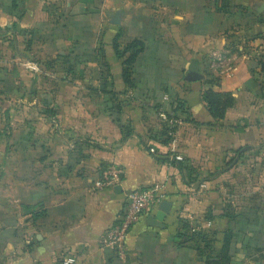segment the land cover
Masks as SVG:
<instances>
[{"label": "crops", "instance_id": "0c3cea01", "mask_svg": "<svg viewBox=\"0 0 264 264\" xmlns=\"http://www.w3.org/2000/svg\"><path fill=\"white\" fill-rule=\"evenodd\" d=\"M115 38L144 43L131 83ZM261 38L264 0H0V264H208L178 245L182 220L215 260L231 232L230 264H264V174L244 172L264 163ZM204 69L235 99L223 119ZM109 163L121 184L95 188ZM154 186L162 226L145 216L124 256L104 248L128 190Z\"/></svg>", "mask_w": 264, "mask_h": 264}, {"label": "built area", "instance_id": "2783aa9c", "mask_svg": "<svg viewBox=\"0 0 264 264\" xmlns=\"http://www.w3.org/2000/svg\"><path fill=\"white\" fill-rule=\"evenodd\" d=\"M26 66L34 72L40 71V66L34 62H26ZM124 170L116 163L106 164L101 168L98 178L94 181L97 189L115 187L121 184ZM165 199L159 186L142 187L128 190L122 211L114 223L107 228L101 244L104 248L115 251L124 256L126 239L135 224L143 217L155 214Z\"/></svg>", "mask_w": 264, "mask_h": 264}, {"label": "trees", "instance_id": "16d2710c", "mask_svg": "<svg viewBox=\"0 0 264 264\" xmlns=\"http://www.w3.org/2000/svg\"><path fill=\"white\" fill-rule=\"evenodd\" d=\"M116 54L119 58L124 59L123 75L126 83H131V66L135 62L137 56L141 51H143L144 43L140 39H134L128 43L123 49L115 38L113 42ZM204 98L209 106L210 112L214 118L223 119L229 108L234 104V97L228 92H218L213 89H208L204 93ZM43 214L39 213L37 216ZM179 246H189L195 248L201 256L206 258L208 264H230L231 257L229 255L230 251V241L232 237L231 232H227L225 236L224 245L221 252L218 254L219 259L207 255V251L212 247V242L214 238L211 232L206 230H195V227L188 221L182 220L180 227L178 229L177 235Z\"/></svg>", "mask_w": 264, "mask_h": 264}, {"label": "rangeland", "instance_id": "374dc122", "mask_svg": "<svg viewBox=\"0 0 264 264\" xmlns=\"http://www.w3.org/2000/svg\"><path fill=\"white\" fill-rule=\"evenodd\" d=\"M261 39H264V38H261ZM247 43V48H255L256 47V45H249V42L247 41L246 42ZM233 44V43H232ZM230 46H234V44L233 45H230ZM258 48H264V45H259L258 46ZM262 56H264V54L262 55ZM259 58V57H258ZM218 69V68H217ZM220 69H221V67L219 68V70L218 71H220ZM205 70V72H207V77H205V81H204V86H205V92L207 91V89H209V88H212V85H210L211 83L213 84L214 82H216V80H219L218 78H217V75H215V74H217V72L216 71H212V72H214V74L212 75V73H210L211 71L208 69V70H206V69H204ZM216 85V84H215ZM215 85H213V86H215ZM31 88V87H30ZM30 88H28L26 91L28 92V91H30ZM8 104H10L12 107H14V106H16L15 108H17L18 106H20V104L18 103V102H14V101H10V102H8ZM9 105H7V107H8ZM18 109V108H17ZM8 127V126H7ZM14 130V127H12L11 126V128L9 127V129H6V131H8V132H10V133H12V134H9V136H11V135H13V131ZM7 132V133H8ZM12 139H13V136H12ZM11 139V140H12ZM10 152H11V150L10 149H6V154H8L9 156L11 155L10 154ZM234 170V172L235 171H237L235 168L233 169ZM244 172L247 174V175H250V174H253V173H262V174H264V163L262 164V165H259V166H257V165H253V164H251V165H249V164H246L245 165V169H244ZM12 247H13V245L11 244V245H7L5 248L3 247V246H1V249H3V250H9L8 252H9V254L6 256V257H9L10 255H12Z\"/></svg>", "mask_w": 264, "mask_h": 264}, {"label": "water", "instance_id": "95a60500", "mask_svg": "<svg viewBox=\"0 0 264 264\" xmlns=\"http://www.w3.org/2000/svg\"><path fill=\"white\" fill-rule=\"evenodd\" d=\"M119 189V188H118ZM172 204L169 201H163L160 204L159 210L150 215L148 221L151 225H161L162 222L165 220L167 214L171 211Z\"/></svg>", "mask_w": 264, "mask_h": 264}]
</instances>
